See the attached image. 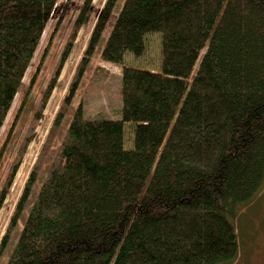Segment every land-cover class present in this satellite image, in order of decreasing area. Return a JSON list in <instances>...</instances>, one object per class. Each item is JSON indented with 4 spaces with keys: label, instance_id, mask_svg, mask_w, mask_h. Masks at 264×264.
<instances>
[{
    "label": "trees",
    "instance_id": "obj_1",
    "mask_svg": "<svg viewBox=\"0 0 264 264\" xmlns=\"http://www.w3.org/2000/svg\"><path fill=\"white\" fill-rule=\"evenodd\" d=\"M57 1L0 0V130ZM91 1L80 8L8 183ZM117 2L99 10L0 257L13 241L6 264H233L235 220L264 188V0H124L99 55L120 69V119L85 118L79 105L46 167ZM152 36L157 68L127 64L145 57Z\"/></svg>",
    "mask_w": 264,
    "mask_h": 264
},
{
    "label": "rangeland",
    "instance_id": "obj_2",
    "mask_svg": "<svg viewBox=\"0 0 264 264\" xmlns=\"http://www.w3.org/2000/svg\"><path fill=\"white\" fill-rule=\"evenodd\" d=\"M84 1H57L56 10L46 25L37 50L22 81V85L0 130V195L3 196L0 202V241L7 229L16 202L28 174L37 159L60 101L65 95L68 85L73 79L76 67L82 58L86 42L99 10L105 2V0H92L89 4L90 7L85 14V20L77 32L73 46L63 61L61 72L53 84L52 94L46 103L45 110L30 141L27 152L21 164L18 165L13 178L8 183L11 171L15 166V156L19 146L24 135L27 134V129L37 111L39 103L43 99L44 88L51 81L62 50L71 37L74 23L78 18ZM123 2L124 0H118L102 32L95 52L78 80L73 98L67 108L61 132L55 141L46 167L51 163L53 153L79 105H82L85 118L120 119V69L99 60V55L111 33ZM147 44V53L144 58L135 60L128 57L126 63L130 65H145L156 69L158 65L159 38L157 36L149 37L147 38ZM17 112L18 116L15 119L12 132L7 138L9 128ZM6 142L8 143L6 144ZM26 211L23 212L18 221L16 230L12 236L13 240H15V236L21 228ZM235 224L240 255L233 264H263L264 188L249 204L241 207L240 215L236 218ZM12 244L13 241L10 242L8 248L1 255L0 264L7 263Z\"/></svg>",
    "mask_w": 264,
    "mask_h": 264
},
{
    "label": "flooded vegetation",
    "instance_id": "obj_3",
    "mask_svg": "<svg viewBox=\"0 0 264 264\" xmlns=\"http://www.w3.org/2000/svg\"><path fill=\"white\" fill-rule=\"evenodd\" d=\"M263 264H264V260H263Z\"/></svg>",
    "mask_w": 264,
    "mask_h": 264
}]
</instances>
